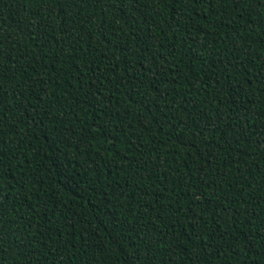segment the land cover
<instances>
[{"label":"trees","instance_id":"1","mask_svg":"<svg viewBox=\"0 0 264 264\" xmlns=\"http://www.w3.org/2000/svg\"><path fill=\"white\" fill-rule=\"evenodd\" d=\"M0 264H264V0H0Z\"/></svg>","mask_w":264,"mask_h":264}]
</instances>
